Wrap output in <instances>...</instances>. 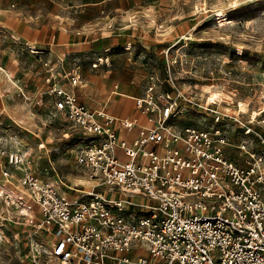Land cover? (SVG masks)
<instances>
[{
    "label": "built area",
    "instance_id": "1",
    "mask_svg": "<svg viewBox=\"0 0 264 264\" xmlns=\"http://www.w3.org/2000/svg\"><path fill=\"white\" fill-rule=\"evenodd\" d=\"M175 63L167 57L173 91L152 75L135 99L146 124L81 101V66L68 71L62 60L61 71L49 69L42 99L52 96L70 122L75 163L91 185L67 197L62 180L42 178L26 154L3 151L15 168L0 180V195L14 193L6 194L8 214L23 216L36 237L53 234L51 248L33 247L23 264H264V156L249 152L238 164L226 153L221 125L233 115L224 110H204L214 116L209 129L175 123L197 104L173 76ZM135 127L133 140L119 136Z\"/></svg>",
    "mask_w": 264,
    "mask_h": 264
},
{
    "label": "rangeland",
    "instance_id": "2",
    "mask_svg": "<svg viewBox=\"0 0 264 264\" xmlns=\"http://www.w3.org/2000/svg\"><path fill=\"white\" fill-rule=\"evenodd\" d=\"M30 12L40 13L48 21L54 14L63 16L57 18L68 42L65 50L57 53L65 64H79L81 70L85 66L89 71L87 65L99 61L101 53L92 48L108 36L122 43L113 52L114 61L122 65V75L130 68L131 51L132 61L142 69L152 68L151 59L156 62L160 85L168 91L173 89L167 82L166 60H177L173 76L185 97L197 104H187L189 111L175 123L209 129L216 125L214 116L204 110H224L233 115L221 125L230 142L226 153L238 164H244L249 152L264 156V0H37L29 3ZM220 13L233 22L222 26ZM101 57L104 66L110 58ZM57 59L53 52L47 61L49 69H54ZM85 83L88 88L93 85L87 78ZM134 86L140 89L138 84ZM81 90L86 93V87L78 86ZM216 91L225 97L213 98ZM98 92L97 97L107 101L109 95L102 94L101 87ZM28 102V119L25 124H15V130L6 125L7 112L21 117L23 111L4 110L1 114L0 149L26 154L30 167L42 178L62 180L59 188L67 197L79 195L91 184L75 163L78 138L69 131L70 122L56 112L52 96ZM4 190L0 195V261L23 264L33 247L49 250L53 234L42 231L36 237L31 227L24 225L23 216L16 211L8 214L6 194L14 193L10 188Z\"/></svg>",
    "mask_w": 264,
    "mask_h": 264
},
{
    "label": "crops",
    "instance_id": "3",
    "mask_svg": "<svg viewBox=\"0 0 264 264\" xmlns=\"http://www.w3.org/2000/svg\"><path fill=\"white\" fill-rule=\"evenodd\" d=\"M35 1L37 0H0V116L4 110L23 111L21 117H16L7 112L6 125L12 130H15V124H25L28 119L26 116V110H30V102L28 101L31 98H39L42 92L48 89L49 84L46 79L49 75V68L47 61L53 52L58 56L55 66H53L56 71H61L62 60L68 71L75 70L76 66L79 65L65 64L63 57L58 54L59 50H65L64 45L68 42V40L64 41L63 38L62 21L57 18L59 17L61 20L63 16L54 14V17L49 18L48 21V18L41 16L40 13H27L29 3ZM66 38L67 36H65ZM107 38L103 43L92 48V50L95 48L96 53H101L99 58L101 56L110 58L107 64L104 66L101 64L94 68L92 64L96 61H92L87 65L91 73L85 66L81 70L84 82L87 78L90 83H93L89 88L87 83L83 84L82 87H86V93L82 94L81 90V98L87 99L84 100V103L96 107L105 104L106 110L115 116L138 120L140 123L146 124L147 118L136 106L135 99L142 96L143 88L152 75L160 76L158 74L160 70L154 67L156 62L152 63L153 59H151L150 66L152 68L150 70L140 68L136 62L132 61V52L129 51L130 62L127 65H130V68H127L126 75H122L124 74L122 65L114 61L116 56L113 54L115 48L122 43L118 41L119 38L112 36ZM30 47H34L35 50L32 52ZM112 59L113 63L110 61ZM147 61L150 60L147 59ZM156 70L158 72H155ZM134 84H138L140 89L137 90V86ZM62 85L71 89L66 81H63ZM100 87L102 94L109 95L105 102L97 97L100 95L98 94ZM9 117H11L10 122ZM137 135V127L132 131L119 130V136L130 141ZM3 151L0 149V180L4 178L5 169H15L8 164V156L3 154Z\"/></svg>",
    "mask_w": 264,
    "mask_h": 264
},
{
    "label": "bare ground",
    "instance_id": "4",
    "mask_svg": "<svg viewBox=\"0 0 264 264\" xmlns=\"http://www.w3.org/2000/svg\"><path fill=\"white\" fill-rule=\"evenodd\" d=\"M62 19V18H61ZM219 21H221V24H222V26H225V25H227L228 23H232L233 21L232 20H228L225 16H224V14H222V13H220L219 14ZM212 94H213V98H215V97H219V98H221V97H225V95H224V93L223 92H218V91H216V92H212ZM244 108L246 109V107L244 106ZM257 114V113H256ZM255 120V119H254ZM241 147V146H240ZM91 184V183H90Z\"/></svg>",
    "mask_w": 264,
    "mask_h": 264
}]
</instances>
